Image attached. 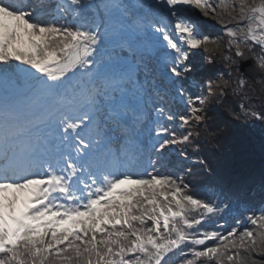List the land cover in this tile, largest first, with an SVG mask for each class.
<instances>
[{
	"label": "snow or ice",
	"instance_id": "obj_1",
	"mask_svg": "<svg viewBox=\"0 0 264 264\" xmlns=\"http://www.w3.org/2000/svg\"><path fill=\"white\" fill-rule=\"evenodd\" d=\"M218 7L0 0V264H169L176 251L181 264H264L253 258L264 205L247 212L218 186L197 196L191 170L172 163L188 159L209 96L231 83L211 78L213 57L200 53L218 38L194 9L215 15L264 78V0ZM234 71L239 91L248 80ZM239 108L236 119L264 123V109Z\"/></svg>",
	"mask_w": 264,
	"mask_h": 264
},
{
	"label": "trees",
	"instance_id": "obj_2",
	"mask_svg": "<svg viewBox=\"0 0 264 264\" xmlns=\"http://www.w3.org/2000/svg\"><path fill=\"white\" fill-rule=\"evenodd\" d=\"M234 53L227 47L209 54L200 53L202 58L206 55L213 57L212 66L218 71L210 74L212 79L223 75L231 83L223 93L216 90L209 96L206 121L192 129L195 135L188 145V159L177 161L173 157L172 163H179L181 168L191 170L187 180L191 182L195 195L214 199V186H218L235 194L241 207L247 212L258 214L260 207L264 205V196L261 195L264 187V123L251 118L247 121L243 117L236 119L234 113H239L240 103L264 109V83L259 82L264 78L258 76L252 79L246 76ZM226 57L237 59V65L230 67L231 62ZM236 66L248 80V84L241 86L239 91H233L237 86V74L234 71ZM201 159L206 160L207 164L201 165ZM206 168L210 171H206ZM170 170L175 171L176 168ZM229 223L234 225L231 217ZM243 224L251 227L246 220ZM184 258L176 251L174 255L170 254L169 264H181ZM187 258H191L190 255ZM253 258L264 262V255L254 253Z\"/></svg>",
	"mask_w": 264,
	"mask_h": 264
},
{
	"label": "bare ground",
	"instance_id": "obj_3",
	"mask_svg": "<svg viewBox=\"0 0 264 264\" xmlns=\"http://www.w3.org/2000/svg\"><path fill=\"white\" fill-rule=\"evenodd\" d=\"M218 0H215V4ZM218 10V8H217ZM221 12L220 10L218 11V13ZM193 16L194 17H200L202 22L208 24L211 27V32L210 35H215V34H220L221 32H223V26L219 24L218 18L215 15H208L205 16L203 14V10L201 9H194L193 10ZM231 26V25H229Z\"/></svg>",
	"mask_w": 264,
	"mask_h": 264
},
{
	"label": "rangeland",
	"instance_id": "obj_4",
	"mask_svg": "<svg viewBox=\"0 0 264 264\" xmlns=\"http://www.w3.org/2000/svg\"><path fill=\"white\" fill-rule=\"evenodd\" d=\"M250 2H251V0H250ZM219 3H220V0H218V1L216 2L217 8H218L217 12H218L219 10L222 11V9H220V8L218 7ZM219 13H220V12H219ZM224 19H225V20L228 19L226 13L224 14ZM233 23H234V22H233ZM230 25H231V24H230ZM211 37H212L213 39L218 38L217 46H213V47H214V51L219 50V49H222V48H225V47H227V48L229 49V47H228V39H229V38H228V36L226 35V32H225V31L221 32L220 34H215V35H212V34H211ZM230 50H232L233 52H235V46H233ZM218 75H219V74H218ZM218 77H219V76H216V79H218ZM224 78H225V79H228L226 76H224Z\"/></svg>",
	"mask_w": 264,
	"mask_h": 264
},
{
	"label": "water",
	"instance_id": "obj_5",
	"mask_svg": "<svg viewBox=\"0 0 264 264\" xmlns=\"http://www.w3.org/2000/svg\"><path fill=\"white\" fill-rule=\"evenodd\" d=\"M239 62H240L241 71L246 76L252 79H256L258 76H260L259 71H257L256 73H252L249 71V69L255 65L254 58L249 57L247 59L239 60Z\"/></svg>",
	"mask_w": 264,
	"mask_h": 264
}]
</instances>
